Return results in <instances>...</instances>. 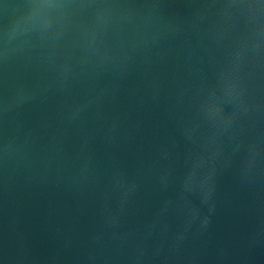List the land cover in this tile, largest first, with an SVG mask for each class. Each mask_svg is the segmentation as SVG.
<instances>
[{
  "label": "water",
  "instance_id": "water-1",
  "mask_svg": "<svg viewBox=\"0 0 264 264\" xmlns=\"http://www.w3.org/2000/svg\"><path fill=\"white\" fill-rule=\"evenodd\" d=\"M0 264H264V0H0Z\"/></svg>",
  "mask_w": 264,
  "mask_h": 264
}]
</instances>
